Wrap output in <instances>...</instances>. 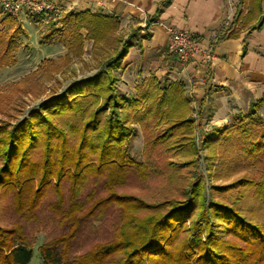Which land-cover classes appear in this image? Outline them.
I'll list each match as a JSON object with an SVG mask.
<instances>
[{
	"label": "trees",
	"instance_id": "1",
	"mask_svg": "<svg viewBox=\"0 0 264 264\" xmlns=\"http://www.w3.org/2000/svg\"><path fill=\"white\" fill-rule=\"evenodd\" d=\"M250 1L244 24L261 11L260 0ZM61 23L70 50L80 53L84 39L93 40L98 69L18 122L0 121V200L12 194L16 212L30 216L50 187L61 208L63 180L72 183L73 202L61 209L71 230L39 245L42 264H264V96L251 102L249 113L202 132L198 141L199 126L183 81L151 75L128 100L118 91L116 72L134 41L121 33L117 16L82 11L64 15ZM237 35L225 31L220 38ZM200 109L202 120L211 118L206 108ZM137 125L146 149L162 147L172 157H183L168 160L170 166L199 169L201 154L208 150L203 158L210 176L215 160L223 162L226 153L252 168L229 183L213 182L209 199L203 173L191 178L179 199L150 202L119 193L115 187L125 182L130 167L144 166L129 152ZM105 173L110 192L85 209L75 196L89 175ZM113 202L124 207L116 237L70 256V242L82 223ZM32 258L23 227L0 223V264H30Z\"/></svg>",
	"mask_w": 264,
	"mask_h": 264
},
{
	"label": "rangeland",
	"instance_id": "2",
	"mask_svg": "<svg viewBox=\"0 0 264 264\" xmlns=\"http://www.w3.org/2000/svg\"><path fill=\"white\" fill-rule=\"evenodd\" d=\"M62 18L59 24L46 25L56 26L54 32L40 37H31L26 29L18 25L19 22L22 23V19H25L23 17L11 16L17 27L12 24L14 21H10V24L5 23V27L0 28V121L18 122L28 116L31 111L39 110L43 102L61 93L73 81L93 75L98 69L99 58L92 53V39H84L80 53L77 50H70L64 44L63 37L66 35L59 30L62 26ZM0 19L3 20V17ZM82 34L86 35V31L82 30ZM117 86L118 91L124 96L126 91L119 80ZM250 104L232 110L228 114L224 112L219 117V124L211 122L208 124L210 118L207 117L202 120L201 109L192 104V116L199 126L196 133L198 141L202 137V132L212 131L214 126L226 127L232 124L240 113H249ZM260 112L264 118V105L260 108ZM209 113L205 111V115ZM137 128L138 135L132 140L129 152L134 160L142 162L144 166L142 168L135 167V165L130 167L125 182L115 187L119 193L133 194L150 202L170 198L179 199L184 197V187L191 178L195 174L203 173L206 177V197L209 199V188L213 182L229 183L238 176L248 173L252 168L244 161L237 160L236 156L226 153V159L223 162L219 159L215 160L211 170L212 176H210L206 160L203 158L208 150H204L201 154L202 162L199 169L170 166L167 163L168 160L183 159V157H172L164 152L162 147L146 149L143 132L139 125ZM237 153L235 154L238 155ZM34 157L38 158L39 152H36ZM61 189L64 195L61 208L56 207L58 196L50 187L38 208L30 216L16 212L12 194L3 196L0 200V223L6 226L21 225L28 242L32 245L33 258L30 264H42L43 262L39 245L71 230V223L61 212V209L68 210L73 202L71 181L64 179ZM109 192L108 175L106 173L104 175L91 174L75 197L87 209L94 200L108 195ZM248 204L251 205L254 202H248ZM123 217L124 207L116 202L109 204L103 211H97L94 216L82 223L77 235L70 242L69 255L82 254L97 243L113 240Z\"/></svg>",
	"mask_w": 264,
	"mask_h": 264
},
{
	"label": "crops",
	"instance_id": "3",
	"mask_svg": "<svg viewBox=\"0 0 264 264\" xmlns=\"http://www.w3.org/2000/svg\"><path fill=\"white\" fill-rule=\"evenodd\" d=\"M54 1L63 6L65 14L90 11L120 19L121 32L134 41L116 72L126 99L142 79L151 75L162 81H183L192 104L212 114L208 124H219L224 112L228 114L264 96V0H260V14L246 24L242 18L252 9L250 0ZM2 17L0 28L10 21L17 27L15 20L0 9ZM22 20L18 25L31 37L48 35L56 27ZM168 25L192 32L204 49L213 52L214 59L206 61L200 52L187 62L181 61L168 49ZM225 31H238V35L218 38Z\"/></svg>",
	"mask_w": 264,
	"mask_h": 264
},
{
	"label": "built area",
	"instance_id": "4",
	"mask_svg": "<svg viewBox=\"0 0 264 264\" xmlns=\"http://www.w3.org/2000/svg\"><path fill=\"white\" fill-rule=\"evenodd\" d=\"M0 9L6 15L25 18L37 25L59 24L65 14L61 4L54 0H0ZM168 49L183 62L202 52L206 61L214 59L212 51L204 49L200 39L192 32L168 25ZM220 38V34H218Z\"/></svg>",
	"mask_w": 264,
	"mask_h": 264
}]
</instances>
